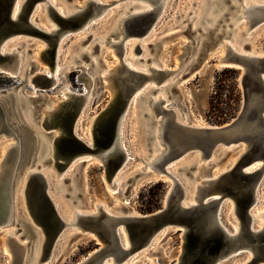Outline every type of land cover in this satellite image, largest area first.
<instances>
[{
  "label": "water",
  "instance_id": "water-1",
  "mask_svg": "<svg viewBox=\"0 0 264 264\" xmlns=\"http://www.w3.org/2000/svg\"><path fill=\"white\" fill-rule=\"evenodd\" d=\"M114 2L89 0L84 8L73 6V12L65 15L50 0H0V72L12 77L22 76L24 64L20 65V48L26 41H21L15 48L10 47L11 41L17 37H29L26 38L27 41L38 37L45 42L42 58L48 63L50 74L36 71L40 67L39 62L28 59L35 69L32 82L28 80V83L40 85V91L54 87L60 42L66 36L72 37L73 32L97 25V20L94 19L106 14ZM133 2L142 6V9L130 13L124 19L122 17L120 23L109 33L114 37L112 45L116 46L115 53L120 62L112 73L106 74L112 97L94 119L91 145L76 131L82 105L89 100L87 92L67 91L68 99L63 101L59 109L52 111L49 117H45L42 107L39 112L36 109V97L41 96L48 103L51 97L37 93L38 90H25L24 83L14 90H0V138L9 137L13 141L2 159L0 225L9 216H14L12 204L18 174L32 165L35 169L27 175L24 193L29 215L44 235L42 254L37 264L55 253L67 231L85 233L84 235H91L97 241L96 249L79 264H124L134 254H141L146 250L156 236L175 229L183 233L182 252L175 264H222L250 250L254 251V257L247 264H257L264 260V228L256 229L257 221L252 214L259 191L264 185V55L248 53L247 43L245 49L248 52H237L230 42L235 40V25L243 18L246 3L244 0H207L204 13L198 18L196 15L192 17L197 21L190 25V32L199 31V34L195 33L194 39L204 37L198 53L203 52L202 61L211 58L213 49L222 45V61L215 56V63L218 67L236 69L243 90L240 111L232 120L223 125L194 126L190 121L186 123L178 118V111L172 104L174 98L168 91L173 83L164 84L174 72L173 69L149 64L145 70H137L130 67L124 58L125 40L131 37H139L141 40L146 38L166 16L163 14L161 17L165 0L129 1L131 4ZM40 4L46 7L52 19L50 29L35 23L37 18H34V13ZM252 7L251 10L256 11V15L247 18L243 35L264 22V4H252ZM91 36L90 33L84 40H90ZM62 45L65 46V43ZM141 51L138 42L135 53L138 55ZM21 52L25 55V50ZM83 54L90 57L92 51L85 50L76 56L70 70L79 69L80 76L87 77L86 65L77 63V58ZM149 84L152 85L150 88ZM133 107L136 108L135 116ZM139 118L143 123L146 153L139 155L145 162L132 177L133 186L140 179L139 176L149 175L146 165L151 164L152 169L157 171V177L170 179L162 207L153 212L138 214L126 210L122 215H114L99 207L94 214L75 211L72 219L63 217L52 194L61 191L60 187L63 186L64 194L68 195L67 191L72 190V195L77 196L75 182L65 188L66 181L73 180L74 176L65 177L55 188L41 167L53 164L57 176H60L73 162L93 155L102 163L107 182H112L115 186V175L134 160L130 149L133 142L129 143L128 138L132 135V124L136 122L138 127ZM22 124L32 127L36 140L41 144V150L35 155V159L27 163H24L27 143ZM36 125L44 130L41 131L47 140L53 143V156L46 155L47 142L44 138L37 137L33 128ZM57 130H60L59 134ZM242 144L245 145L244 150L233 165L216 177L204 179L197 186L196 202L185 204L188 197L186 178L168 171V168L196 155L194 163L182 167L186 170V175L195 180L196 174L193 171L200 161H206L207 166L214 167L216 161L212 158L216 153L220 155L225 151L228 154ZM86 162L87 160H82L81 164ZM257 162L261 163L259 167L248 170ZM75 202L73 200L72 203ZM228 202L233 204L240 222L237 233L231 232V224L224 219ZM17 224H21L20 229H23L20 221ZM19 239L11 236L7 240L12 255L10 264L25 263L26 253L23 251L26 245L20 243ZM124 240L125 243L127 241V246L124 245ZM154 264L167 263L156 259Z\"/></svg>",
  "mask_w": 264,
  "mask_h": 264
},
{
  "label": "rangeland",
  "instance_id": "rangeland-1",
  "mask_svg": "<svg viewBox=\"0 0 264 264\" xmlns=\"http://www.w3.org/2000/svg\"><path fill=\"white\" fill-rule=\"evenodd\" d=\"M56 1L73 9V5L81 6L79 3L82 0ZM126 1L127 0H121L114 5H111L107 9L106 14L100 15L95 19L97 20V25L89 27L88 30L71 33L72 38L71 36H66L64 38L63 43H65V46L62 48L68 49L63 53L62 61L59 63V65L61 64V67L59 68L60 71L58 74L56 69L54 87L50 89L46 88L44 91H40V85L28 83V80L30 82L31 77L35 75V69H33L32 65L28 62V59L35 60V58L32 57V54L38 55L36 52H40V50L45 46V42L42 39H39L38 37H31L32 39L28 43L30 48H27L26 44L20 48L21 51L28 49L26 50L27 53L24 57L23 75L19 77H12L8 74L0 72V90H14V88L19 86L21 83H24L25 90H38L37 93H43L45 97H54L55 100L60 101L68 99V95L64 92L65 89H69L68 91H74L77 93L87 92L91 102L87 113L84 115L80 124L82 132L87 133L91 119H94L101 113L112 97L110 82L107 79L108 77H106V74L108 73L107 67L109 65H113L116 60L117 62L119 61V57L116 53H114V49L108 45L106 46V42L96 44L98 41L95 39V36L97 34H101L103 31H106V29L113 26L114 23L116 25L124 11H126V13H134L142 9V6L139 4H135V2H133V4H127ZM199 1L200 0H170L165 11V18H163L158 25L151 30L146 39L141 41L143 49L144 46H147V48L145 47L147 49V53L144 50L140 55L136 54L133 56V53H130L128 60L131 59L138 66H147L151 63L161 64V57L164 58L170 67L169 69H176V71L173 72L165 82L166 84L169 79L174 78L172 80L173 84L168 90L172 94V98H174L172 104L175 107H178L182 113L186 114V116L188 115L190 119L192 118L194 120L195 115H200L204 118L207 124L223 125L238 115L243 100V90L240 82L238 81V73L236 69L218 67L215 63V56H212L203 62V52L198 55L200 52V43L204 37L194 39L195 33L199 34V31L191 33L190 25L193 23L195 24L197 21V19H192V17L196 15L195 10L198 8ZM206 3L207 1L204 2V6H206ZM41 15V10H36L34 13V18H37V22L42 25L44 23L43 20L40 21ZM186 15L188 16L186 17ZM105 23L107 24L105 25L107 28H104L103 30L100 29ZM47 26H50L49 22L46 23V27ZM257 28H259L258 31L254 32ZM245 29L246 25L240 28V37L244 41L242 43H235L236 41L233 40V42L235 44H240L241 46L248 43L247 50H249L250 47H255L259 51H264V22L250 30V32H253L251 36L248 34H242V31ZM90 33L93 34L90 41L83 40L87 39L86 37H88ZM248 36L249 38H247ZM26 38L29 37H17L12 39L11 42L17 40L25 41ZM113 38L114 37H112V35H109L108 41ZM82 40L84 42L81 44ZM128 40L126 55L128 54L129 46L133 45L134 48L135 44L141 39L139 37H131ZM92 42L95 45L90 57L86 55L84 56L83 54L82 57L77 58L78 64L84 63L86 65L85 71L88 76H80L79 69H67L65 65L67 66L69 54L72 55L71 64L77 56V53H83V51L86 50V47H88ZM77 43L79 45L77 52L74 53V50L73 52L68 53L69 48L72 45L74 47V44L77 45ZM221 50H224L223 47H221ZM192 57H195V60H192ZM134 58H140V60H135ZM39 65L40 69L42 66H48L43 65L42 61H39ZM112 67H114V65ZM112 67L110 69H112ZM39 68L36 71H39ZM220 88L221 90H219ZM36 99L37 102L35 105L38 112L41 107L49 108L51 103L49 104L45 99H41V96L36 97ZM81 103H78V105ZM135 110L136 108L134 107L133 116H135ZM37 127L33 126V128H35L36 135L38 134L37 137L41 138L39 134L40 128ZM22 129L25 130V139L27 143L24 163L32 162V160L35 159V155L40 152L41 144L39 140H36L32 127L22 124ZM41 130L44 132L43 129ZM136 130V122H134L130 129V133L132 135L128 138L129 143L133 142L130 149L133 152L134 160L122 169V171L126 174V176L124 174L125 177L121 180L124 181L122 186L113 187L114 189H112L107 182L105 169L102 166V163H100L96 157H93V155H89L88 157L78 159L75 164L87 159H91V161L83 164L80 163L81 166L79 171L78 169H75V180H67L65 183L66 188V186H70L75 182L78 188V195L73 196L71 190L69 192L67 191L68 195L64 194L62 191L61 193L58 191V194L54 192V196L59 195L58 197L65 200L64 202L68 204L69 207L71 206V208L77 207L78 202L83 200L87 202V204L90 203L91 206H95L96 203L101 201L109 208L121 206L122 212L126 210H134L139 213H149L162 207L165 194L170 184V179L168 177L145 180L141 184L139 183L136 191H134V178L132 177H134V175L138 172L134 174L132 173L136 169H140L145 162L139 157V155L142 154V151L137 145ZM45 132L47 133L48 131ZM84 139L87 140V138ZM45 140L47 142V147L50 146V141L47 140L46 137ZM1 151L2 147L0 146V154ZM234 152L235 151L220 155L215 160L217 163L214 167H211V165L207 166L206 161H200L198 163V167L193 172L195 173L200 167H206L207 174L211 171L213 173L221 166L226 165L227 160L232 157ZM144 153H146V151L143 150V154ZM187 159L185 160L187 161ZM186 161L175 164L173 166L174 172L178 173L180 176H186L190 181H193L190 175H186V170L182 168L185 164L187 165L188 162ZM48 167L49 166L45 164L41 168L42 170H49ZM179 168L182 169L179 170ZM141 177L142 176H139L138 178ZM263 198L264 190L261 200ZM73 200H76V202L72 203ZM228 208L229 207L227 205L226 211L224 212V219L229 221V223H232V220L229 217L230 210ZM16 217L20 219L19 221L22 223L23 229H20L22 227L21 224H17L19 221H16L11 225L0 226V264H9V260L12 259L9 246L6 243L4 236L5 231L8 230L17 231L13 235L14 237L20 236L23 232L27 231V234L23 235L19 239L20 243L26 245L23 252L26 253V257L30 259L36 254L37 249L33 250L31 248L29 238L33 244L37 245L40 240L36 231H40V227H37L32 220L25 219L22 214L18 213V211L16 213ZM84 234L85 233L81 234L78 231H67V237L58 245V247H56L55 253L40 264H79L98 246L96 244L97 241L93 237H90L91 235H88L89 237H87ZM27 235H29V238H27ZM182 243L183 233L181 231L175 229L166 232L161 239L156 242L154 247L152 246L153 248H151L152 250L150 249V252L148 251L149 248L143 251L138 258L132 262V264H154V258H157V260H160L162 263L175 264L179 254L182 252ZM246 254L247 253H243L222 264H234L236 260L244 259ZM33 262H29L27 264H33Z\"/></svg>",
  "mask_w": 264,
  "mask_h": 264
},
{
  "label": "bare ground",
  "instance_id": "bare-ground-1",
  "mask_svg": "<svg viewBox=\"0 0 264 264\" xmlns=\"http://www.w3.org/2000/svg\"><path fill=\"white\" fill-rule=\"evenodd\" d=\"M51 2H52V4L53 5H55L56 6V8L61 12V13H63V14H70V13H72L73 12V10L74 9H72V8H70L69 6H65L64 4L62 5L61 3H59L58 1H56V0H50ZM88 1L89 0H82V1H80V3L79 4H81V6H79V7H81V8H84L86 5H87V3H88ZM97 1H100V2H109V1H115L112 5H114L115 3H117V2H119V1H121V0H97ZM129 1L130 0H127L126 1V3L127 4H130L129 3ZM168 1H170V0H165V5H164V8H163V10H162V15H161V17L163 16V14H165V11H166V9H165V7L167 6V4H168ZM205 1H207V0H200L199 1V5H198V8L196 9V16H197V18L198 17H200L203 13H204V10H205V7L206 6H204V2ZM244 2L246 3V10L243 12V18H242V20L239 22V23H237L236 25H235V27H236V29L234 30V33H233V37L235 38V43H242L244 40L243 39H241V37H240V28H242L244 25H246V20H247V18L248 17H252V16H255L256 15V11H253V10H251L253 7H252V4L255 6V5H263L264 4V0H244ZM252 3V4H251ZM41 6V7H40ZM73 6H77V5H73ZM72 6V7H73ZM249 7V8H248ZM74 8V7H73ZM200 9H201V11H200ZM39 10H41V12H42V15H41V17H40V21H42L43 20V23L44 24H40L39 22H37V20H35V23H37V25H39V26H41V27H43V28H45V29H50L51 28V23H52V19H51V17L49 16V14H48V12H47V9H46V7H43V5H39L38 6V8H37V11H39ZM16 11H17V9L15 10V12H14V15H15V13H16ZM47 13H46V12ZM139 11V10H138ZM209 9H208V13H209ZM137 12V11H136ZM107 13V12H106ZM102 14H104V13H102ZM130 13H126V11H124V13L122 14V16L120 17V19L123 17V19L125 18V17H127L128 15H129ZM48 15V16H47ZM38 16V15H37ZM36 16V17H37ZM96 19V18H95ZM94 19V20H95ZM123 19H122V21H123ZM120 21V20H119ZM118 21V22H119ZM121 21V22H122ZM50 23V26L47 28L46 27V23ZM93 22V21H92ZM108 22V21H107ZM106 22V23H107ZM118 22H117V24H118ZM103 24V26L100 28V29H106L107 28V26H105V25H107V24ZM116 24V25H117ZM116 25H115V23H114V25L113 26H111V27H108V29H106V31H103L101 34H97L96 36H95V39L98 41L97 43H105L106 41H108L107 40V38H108V35H109V33L116 27ZM88 26V25H87ZM99 29V30H100ZM154 29V28H153ZM171 29V28H170ZM258 29L259 28H257V29H255L254 30V32L255 31H258ZM88 30V29H87ZM107 32H109V33H107ZM252 33L253 32H248L247 34L248 35H252ZM92 36H93V34H91ZM92 36H91V38H92ZM148 37V36H147ZM146 37V38H147ZM72 38V37H71ZM87 38V37H86ZM90 38V39H91ZM121 38H123V35H121ZM128 38H130V37H128ZM127 38V39H128ZM146 38H144V39H146ZM248 38H249V36H248ZM15 39V38H14ZM144 39H142V40H144ZM84 40V39H83ZM81 41V44H82V42H84V41ZM142 40H140V41H138L139 43H140V47L142 48V51L140 52V54L143 52V50L147 53V46H144V49H143V47H142V45H141V41ZM26 41V47L28 48L29 47V45H28V43H29V41H27V39L25 40ZM90 41V40H89ZM113 41H114V39H112V40H110L109 42H107L105 45L107 46H109V47H112L113 49H114V53H115V49H116V46H113L112 44H113ZM128 41L129 40H125V42L123 43V45L125 46V53H124V58L126 59V62L128 63V65L130 66V67H132V68H134V69H137V70H145L146 69V66H138L137 64H135L131 59H129L128 60V58L130 57V53H133V56H135L136 55V53H135V47H136V44L138 43H136L135 44V46H134V48H133V45H130L129 46V50H128V54L126 55V50H127V46H128ZM21 41H14V42H12L11 44H10V47L11 48H15V47H17V45H19V43H20ZM231 42V44H232V47H233V49H235L237 52H240V53H246V52H248V51H246V49H245V44H244V46L242 45H240V44H235L232 40L230 41ZM96 43V44H97ZM62 44H64L63 43V40L60 42V45H59V49H58V57H57V61H56V68H55V74H56V69H57V74L59 73V71H60V65H59V63L62 61V57H63V53L65 52V51H67V49L68 48H66V49H63L62 47L64 46V45H62ZM248 44V43H247ZM94 45L95 44H93V42L92 43H90L89 44V46L88 47H86V50H88V51H92L93 50V48H94ZM77 46V47H76ZM26 47H25V49H26ZM146 47V48H145ZM221 47H222V45H219L217 48H215V49H213V51H212V53H211V55L212 56H216V57H218L219 58V61H222V59H221V57L224 55V50H221ZM30 48V47H29ZM78 48H79V45H78V43H77V45L76 44H74V47H73V45L69 48V50H68V53H71V52H73L74 50H75V52L74 53H76L77 52V50H78ZM44 49H45V46L40 50V52L38 51V52H36L38 55H34V54H32V57L33 58H35V60H37L38 62L39 61H42V64L43 65H47L48 63L47 62H45L44 61V59L42 58V55H43V51H44ZM26 50H28V49H26ZM25 50V55H26V53H27V51ZM248 53H250V54H252V55H264V51H259L258 49H256L255 47H250V49H249V52ZM20 54H21V56H20V65H22V64H24V57H25V55H23V53L20 51ZM80 53L78 52L77 53V56L79 55ZM139 54V55H140ZM218 54H220V55H218ZM71 56L72 55H70L69 54V60L67 61V66L65 65V67H67V69H70V66L72 65V63H73V61H72V63L70 64V62H71ZM127 56V57H126ZM145 56V55H144ZM195 57H192V60L194 59ZM217 58V59H218ZM135 59V58H134ZM161 64H156V63H151V64H153V65H155L156 67H158V68H170L169 66H168V64H167V61L164 59V58H162L161 57ZM120 62V60L117 62V60L115 61V63L113 64L114 65V67H112L113 65H109L108 67H107V71H108V73H112L113 71H114V69L117 67V65H118V63ZM47 67V68H46ZM112 67V69H110ZM173 70H174V72L176 71V69H174L173 68ZM38 72H46V73H48V74H50V69L48 68V66H42V68L40 69L39 68V71ZM174 78H171V79H169L168 80V82L166 83V84H169V83H172V80H173ZM30 82H32V77H31V79H30ZM165 82H166V80H165ZM165 82H164V84H165ZM152 85L151 84H149V88L151 87ZM148 88V89H149ZM69 89H65L64 90V92L67 94V91H68ZM163 94V96H166L164 93H162ZM55 101V102H54ZM64 101V100H63ZM63 101H60V100H55L54 99V97H51V101L49 102V104L51 103H53L52 105L50 104V106H49V108H47V107H44L43 108V110H42V112H43V114L45 115V117L47 116V117H49L50 116V113L52 112V111H54V110H56V109H59L61 106H62V103H63ZM90 102H91V99H89L88 101H86V103H84L83 105H82V108H81V111H80V114H79V116H78V119H77V124H76V131H77V134L81 137V138H87V140L86 139H84L85 141H87V143H89L90 145L92 144V138H91V136H92V129H93V123H94V119H91V121H90V124H89V126H88V129H87V133H83L82 132V130H81V128H80V124H81V121H82V119H83V117H84V115L87 113V110H88V107L90 106ZM134 108V107H133ZM176 109H177V111H178V118L179 119H181L183 122H186V123H188V121H190V123L192 124V125H194V126H204V125H208L207 123H206V121L204 120V118L202 117V116H200V115H198V116H196L195 115V117H194V120L191 118H189V116L187 115L186 116V114L185 113H182V111L178 108V107H176ZM28 120L29 121H31L32 123H33V121H32V119H30L29 117H28ZM34 124V123H33ZM41 124V123H40ZM136 125H137V123H136ZM37 129V128H36ZM40 131V137L41 138H44L45 139V135L43 134V132L41 131V130H39ZM58 132V134H59V132H60V130H57ZM36 132V131H35ZM136 134H137V145H138V148L142 151V153H143V150L145 151V144H144V130H143V123H142V121H141V119L139 118V122H138V127H137V130H136ZM38 135V134H37ZM12 139H10L9 137H4V136H2L1 138H0V146L2 147V151H1V154H0V172H1V170L3 169V163H2V159H3V156H4V154H5V152H6V149H7V147H10L11 145H12ZM50 146H48L47 147V149H46V155L47 156H53V143L50 141ZM244 147H245V145L244 144H242V145H238V146H236L232 151H235L234 152V154L232 155V157L230 158V159H228L227 160V164L226 165H224V166H221L217 171H215V172H211V175H208L207 174V168L206 167H200L196 172H195V174H196V179L195 180H193V181H190L189 180V178L188 177H186L185 176V178H186V182L188 183V197H187V199H186V201H185V204L186 203H195L196 202V190H197V186L200 184V183H202L203 182V180L204 179H206V178H208L209 176H212V177H216L218 174H220V173H222L223 171H225V170H227V169H229L232 165H233V163L236 161V159H237V157L242 153V151L244 150ZM141 153V152H140ZM223 153H225V151H223ZM222 153V154H223ZM222 154H220V155H222ZM220 155H218V153H216L214 156H213V160H216ZM89 156V155H88ZM88 156H86V157H88ZM133 157V156H132ZM97 158V157H96ZM98 159V158H97ZM157 159V158H156ZM152 160V159H151ZM196 161L197 160V157H196V155H191V156H189L188 157V159H187V161L186 160H183V161H186V162H188L187 163V165H190L191 164V162L193 163L194 161ZM78 161V160H77ZM77 161H75V162H73L63 173H61L60 174V176H57V174L58 173H56L57 171L55 170V167L53 166V164H51L48 168H49V170H46V169H44V170H42L43 172H44V174H45V176L48 178V180L50 181V183H51V185H53L55 188L57 187V185H60L61 184V180L62 179H65V177H73V176H75L74 175V173H75V169H78V171H79V169H80V166H81V162H78L77 164H75ZM89 161H91V159H87V162H89ZM182 161V162H183ZM150 163H151V161H150ZM185 163V162H184ZM217 163V162H216ZM186 165V164H185ZM261 165V163L260 162H257V163H254L253 165H251L249 168H248V170H253V169H255V168H257V167H259ZM152 165L151 164H149L148 163V165H146V167H147V169L149 170V175L148 176H143V177H141L138 181H137V183H136V185H135V189H134V191H136V188L138 187V185H139V183L141 184L142 182H144L145 180H147L148 178H159V177H157V171L155 170V169H152V167H151ZM52 167V168H51ZM141 168V167H140ZM171 168H172V170H171ZM171 168H168V171H171L172 173L174 172V167L173 166H171ZM35 169V166H32V165H29V166H27V167H25L24 168V170L21 172V173H19L18 174V180H17V183H16V186H15V188H14V199H13V204H12V207H13V212H14V216L13 217H8L7 218V220H5L4 222H3V224H1L0 226H5V225H11V224H13V223H15L16 221H18V217H16V213H17V211H18V213H20V214H22V216L25 218V219H27V220H32L31 219V217H30V215H29V212H28V210H27V204H26V197H25V193H24V186H25V184H26V181H27V175H28V173H30V171H33ZM53 169H54V171H53ZM140 169H136L132 174H134V173H136V172H138ZM128 173H130V172H128ZM124 172L122 171V170H120V172H118L117 173V175H115V179H117V181H116V183H115V186H113V184H112V182L111 183H109V185H110V187L112 188V189H114L113 187H120V186H122L123 185V183H124V181H121L125 176H126V174H125V176H124ZM60 189H61V191H63V189H64V187L63 186H61L60 187ZM263 190H264V185H263V187H262V189L259 191V194H258V200H257V203H256V205L254 206V209L252 210V214H253V216H254V219L257 221V226H256V229H259V230H261V229H263L264 228V198L261 200V197H262V193H263ZM61 191L59 192V193H61ZM54 193V192H53ZM56 194H58L57 192H56ZM63 195V194H62ZM52 196L54 197V199H55V201H56V206H57V208L59 209V212L61 213V215L63 216V217H67L68 219H72V216H73V213L75 212V211H81V212H83V213H87V214H94V213H97L98 212V208L99 207H102L103 209H105V210H107L109 213H112V214H114V215H122L123 214V212H122V207L121 206H116V207H112V208H109L108 206H106V204L104 203V202H98V203H96L95 204V206L93 205V206H91L90 205V203L89 204H87V202H85L84 200L83 201H81L79 204V206L76 208V209H74V208H71V206L69 207V205L68 204H66L64 201L65 200H62V198L61 197H58L59 195H57V196H54L53 194H52ZM22 199V200H21ZM262 201V202H261ZM227 205H228V209L230 210V212H229V217L231 218V220H232V223L230 222V224H231V226H232V229H231V232L232 233H237L238 231H239V229H240V222H239V220L237 219V217H236V214H235V212H234V207H233V204L232 203H227L226 204V207H227ZM131 213H135V214H138V212H136V211H134V210H129ZM226 211V210H225ZM224 211V212H225ZM32 222L34 223V221L32 220ZM35 224V223H34ZM36 225V224H35ZM37 226V225H36ZM38 227V226H37ZM37 232V234L39 235V242L37 243V245H35V244H33V242L30 240V238H29V235H27V238H29V241H30V246H31V248L34 250V249H37L36 250V254H35V256H33L31 259L30 258H28V257H26V260H25V263L24 264H27V263H29V262H33V263H35L36 262V264H37V261H38V259L40 258V256H41V254H42V249H43V245H44V235H43V232L41 231V229H40V231H36ZM167 231H165V232H162V234H160V235H158V236H156V238L152 241V243H151V245L147 248L148 249V251L150 252L152 249L151 248H153L154 247V245L156 244V242L157 241H159L160 239H161V237L166 233ZM16 233V230H8V231H5V233H4V236H5V240H6V243H7V240L9 239V237H11V236H13L14 234ZM70 234V233H69ZM67 236H63V238H62V240H61V242L60 243H62V241L66 238ZM17 239H19V236H17L16 237ZM8 244V243H7ZM124 245L125 246H127V241H126V243H125V240H124ZM153 246V247H152ZM146 249V250H147ZM151 249V250H150ZM145 251V250H144ZM253 252L254 251H252V250H250V251H248L247 252V254H246V256H245V258L244 259H241V260H236L235 262H234V264H247L249 261H251L252 259H253V257H254V254H253ZM92 253V252H91ZM90 253V254H91ZM89 254V255H90ZM26 255V254H25ZM53 255V253H51L50 254V256H49V258L51 257ZM140 254H134L131 258H129L124 264H132V262L136 259V258H138V256H139ZM237 257V256H236ZM235 258V257H234ZM156 259L157 258H154V262L156 261ZM231 260V259H230ZM10 261H11V259L9 260V264H10ZM43 261H41V263H42ZM40 264V263H39ZM108 264H112L111 262L110 263H108ZM257 264H264V260H262V261H260V262H258Z\"/></svg>",
  "mask_w": 264,
  "mask_h": 264
},
{
  "label": "trees",
  "instance_id": "trees-1",
  "mask_svg": "<svg viewBox=\"0 0 264 264\" xmlns=\"http://www.w3.org/2000/svg\"><path fill=\"white\" fill-rule=\"evenodd\" d=\"M1 74V73H0ZM219 90H221V88L219 89ZM221 92V91H220ZM221 100V99H220Z\"/></svg>",
  "mask_w": 264,
  "mask_h": 264
}]
</instances>
